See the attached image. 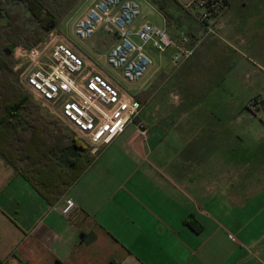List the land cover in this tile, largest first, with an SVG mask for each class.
I'll return each mask as SVG.
<instances>
[{
  "label": "crops",
  "instance_id": "0c3cea01",
  "mask_svg": "<svg viewBox=\"0 0 264 264\" xmlns=\"http://www.w3.org/2000/svg\"><path fill=\"white\" fill-rule=\"evenodd\" d=\"M137 1L178 37L182 29H173L164 6L187 12L192 0ZM145 21L152 22L136 25ZM195 59L161 67L169 85L165 110L153 106L150 93L135 95H150L139 117L146 136L133 123L96 154L88 146L94 163L56 205L0 155V264H264V162H238L232 105H199L200 90H189L185 79ZM175 93L193 98L192 109L172 101ZM66 198L76 204L69 216L59 212Z\"/></svg>",
  "mask_w": 264,
  "mask_h": 264
},
{
  "label": "built area",
  "instance_id": "2783aa9c",
  "mask_svg": "<svg viewBox=\"0 0 264 264\" xmlns=\"http://www.w3.org/2000/svg\"><path fill=\"white\" fill-rule=\"evenodd\" d=\"M229 5L230 0H192L185 10L197 24V32L181 31L174 37L150 21L137 26L141 7L136 0H96L75 21L73 32L81 40L92 38L99 30L116 36L107 63L121 70L125 82L136 84L154 65L147 46L159 54L172 49L171 63L182 66L209 36L217 35L219 18ZM13 55V74L19 82L54 117L69 124L92 154L112 143L130 124L135 123L146 136L147 125L139 119L144 108L141 102L124 91L115 77L89 65L71 41L49 37L31 47L17 46ZM75 208L74 200L66 198L59 212L69 216Z\"/></svg>",
  "mask_w": 264,
  "mask_h": 264
},
{
  "label": "rangeland",
  "instance_id": "374dc122",
  "mask_svg": "<svg viewBox=\"0 0 264 264\" xmlns=\"http://www.w3.org/2000/svg\"><path fill=\"white\" fill-rule=\"evenodd\" d=\"M93 2L94 0H79L45 38L50 37L55 41L68 40L79 45L82 48L80 55L86 62L104 68L109 75L117 79L124 91L133 96L146 91L152 95L150 101L154 102L153 106H158L161 111L165 110V88L169 85L167 74L161 67L167 65L174 68L169 61L173 50L169 49L167 53L159 54L151 46H147V52L154 60L150 72L139 83L125 82L121 77V70H114L107 63L106 54L115 44L116 36L99 30L92 38L81 40L73 32V24L86 13ZM230 3L229 8L219 19L217 35L209 36L200 46L194 56L196 64L189 68L185 79L189 90L196 86L200 90L199 96L195 98H202L199 105L205 110L214 105V100H218L219 108L221 106L226 109L232 105L230 109L238 112L236 129L234 127L230 129L231 144L237 145L238 162H248L256 166L264 162V0H230ZM139 4L140 18H148L163 28V18L151 7L141 2ZM164 7L170 10V15L166 18L173 21L170 22L173 29H182L189 35L194 34L195 22L187 12L177 5L169 7L168 2ZM12 75L24 92L33 98L16 75L13 73ZM209 77H212L211 80ZM174 96L176 98H170L172 101H180L185 109H192L193 105L187 100L193 98H178L176 93ZM232 99H235L236 103H233ZM33 100L38 103L34 98ZM36 112L47 119H58L42 105ZM65 124L73 130L69 124L66 122ZM145 124L147 125L146 122ZM233 130H237L235 142L232 140ZM75 140L88 148V143L79 136H76ZM226 144H229L228 141ZM175 155L173 156L175 159L180 157V154Z\"/></svg>",
  "mask_w": 264,
  "mask_h": 264
},
{
  "label": "trees",
  "instance_id": "16d2710c",
  "mask_svg": "<svg viewBox=\"0 0 264 264\" xmlns=\"http://www.w3.org/2000/svg\"><path fill=\"white\" fill-rule=\"evenodd\" d=\"M79 0H0V155L50 204L56 205L95 156L13 78L14 49L31 47L55 29ZM144 105L149 96L138 95ZM51 125L53 128H51Z\"/></svg>",
  "mask_w": 264,
  "mask_h": 264
}]
</instances>
